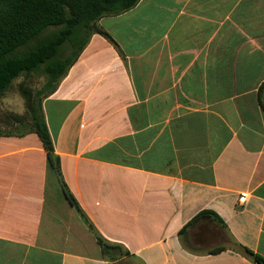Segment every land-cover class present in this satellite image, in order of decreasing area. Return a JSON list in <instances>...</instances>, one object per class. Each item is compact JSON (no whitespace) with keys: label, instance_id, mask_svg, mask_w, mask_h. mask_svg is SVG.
<instances>
[{"label":"crops","instance_id":"0c3cea01","mask_svg":"<svg viewBox=\"0 0 264 264\" xmlns=\"http://www.w3.org/2000/svg\"><path fill=\"white\" fill-rule=\"evenodd\" d=\"M96 27L109 37L93 32L42 105L66 184L125 255L102 254L40 137L8 121L26 107L7 93L0 264H255L245 249L264 257V0H140Z\"/></svg>","mask_w":264,"mask_h":264},{"label":"trees","instance_id":"16d2710c","mask_svg":"<svg viewBox=\"0 0 264 264\" xmlns=\"http://www.w3.org/2000/svg\"><path fill=\"white\" fill-rule=\"evenodd\" d=\"M139 1L0 0V100L17 79L24 78L19 90L25 101L26 115L11 114L13 122L24 127L18 133L29 130L40 137L66 198L94 233L102 254L111 260L124 256V248L108 242L99 234L71 193L62 175L60 157L55 153L42 102L55 92L94 31L109 37L104 30L96 27L98 21L105 16L122 14L134 8ZM32 77L46 79L41 89L34 90L27 85L26 80ZM262 108L264 110L263 103ZM26 118L29 124L24 121ZM13 133L0 128V135ZM245 252L255 264H264V257L249 249Z\"/></svg>","mask_w":264,"mask_h":264},{"label":"rangeland","instance_id":"374dc122","mask_svg":"<svg viewBox=\"0 0 264 264\" xmlns=\"http://www.w3.org/2000/svg\"><path fill=\"white\" fill-rule=\"evenodd\" d=\"M23 81H24V78L23 77L17 79L13 83L12 87L10 88V90L8 92L10 95H15L16 97H18V100H19V103L18 104L21 107H24V104H25L24 98H23V96H22V94H21V92L19 90V85ZM45 82H46V79L44 77H42V78H34V77H32V78L26 80L27 85L31 86L32 89H34V90L41 89L43 87V85H44ZM5 113H7V112H5ZM7 115L9 117L8 121L9 122L13 121V117L10 114H8V113H7ZM0 116H2L1 113H0ZM0 119H2V118H0ZM3 120L4 121L5 120L7 121L6 118H4Z\"/></svg>","mask_w":264,"mask_h":264},{"label":"built area","instance_id":"2783aa9c","mask_svg":"<svg viewBox=\"0 0 264 264\" xmlns=\"http://www.w3.org/2000/svg\"><path fill=\"white\" fill-rule=\"evenodd\" d=\"M240 203H241V204H245V203H246V198H245V197H242V198L240 199Z\"/></svg>","mask_w":264,"mask_h":264}]
</instances>
